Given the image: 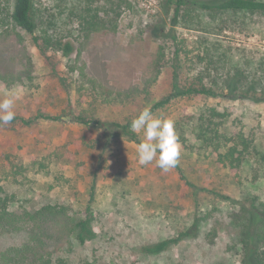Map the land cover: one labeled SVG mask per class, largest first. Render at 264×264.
I'll return each instance as SVG.
<instances>
[{
  "label": "rangeland",
  "instance_id": "obj_1",
  "mask_svg": "<svg viewBox=\"0 0 264 264\" xmlns=\"http://www.w3.org/2000/svg\"><path fill=\"white\" fill-rule=\"evenodd\" d=\"M14 2L0 0V100L14 92L16 116L61 119L0 126L1 195L17 212L65 205L75 221L95 191L96 236L80 244L74 230L55 234L44 249L50 264H241L235 201L255 197L264 207V12L189 6L173 25L175 0H36V34L74 48L44 55L12 21ZM176 49L180 84L202 81L221 95L178 97L153 113L175 122L181 144L179 164L164 172L140 165L138 143L127 136L76 117L136 118L171 92ZM229 83L250 93L231 94ZM210 117L209 139L217 128L251 142L237 175L220 161L223 147L201 134ZM188 181L210 191L196 194ZM196 220L195 236L144 252ZM26 238L0 234V258Z\"/></svg>",
  "mask_w": 264,
  "mask_h": 264
},
{
  "label": "trees",
  "instance_id": "obj_2",
  "mask_svg": "<svg viewBox=\"0 0 264 264\" xmlns=\"http://www.w3.org/2000/svg\"><path fill=\"white\" fill-rule=\"evenodd\" d=\"M36 0H15L11 12V19L17 27L28 32L33 36V42L46 55L50 47L61 49L65 55H70L74 48L72 43L66 42L61 44L53 41L49 36H39L36 34L39 27L37 16L35 13ZM196 6L209 11H249V12H264V0H175L174 21L173 25L177 24L178 18L181 15L183 8ZM173 39H177L173 35ZM179 50L175 51V60L173 63V84L169 94L156 102L151 111L154 113L157 109L169 104L173 99L183 96H208L216 98L221 93L213 86H208L202 83H193L182 85L179 82V73L181 65L178 62ZM228 90L231 94H241L238 96H247L249 90L244 91L240 85H231L229 83ZM245 94V95H243ZM225 116L222 113L213 110V116ZM40 119L58 120L61 119L58 115H47L39 113L32 117L15 116L13 122H20L25 125H31ZM77 121L85 125H94L104 129L106 132H111L113 135L121 134L127 136L130 140L140 143L138 133H134L130 129L131 121L126 122H109L97 118L88 117L85 115H77ZM209 120V121H206ZM204 123H208L207 128L202 129L201 134L206 141H217V146H222L223 151L219 152L220 161L234 175H237L243 161L250 153L251 142L244 133L229 134L225 129L221 132L214 128L210 133L213 137H206L208 128L215 125L214 119H206ZM203 126V124H202ZM187 185L194 189L197 194L201 190L210 191L205 187H199L192 182H187ZM3 187L0 186V234L25 232L27 238L18 245H11L1 253V264H50L52 258L45 256L47 247L54 243L55 234H60L61 231L74 230L80 244H85L89 239L96 236L93 227V201L95 199L94 187L92 188L90 199L85 209V215L82 218L70 219L68 209L65 205L47 204L36 211L17 212L9 208L8 203L1 195ZM220 194V193H218ZM226 198H230L226 196ZM235 203L239 206L235 211L236 219L241 222L240 238L242 243V258L241 264H264V207L257 202L255 197H245L236 200ZM199 222L196 220L186 230L181 231L178 235L171 238L163 239L158 242L146 245L144 252L148 254H156L163 252L172 245L178 244L186 238L193 237L198 233ZM51 242V243H50ZM51 255V254H49Z\"/></svg>",
  "mask_w": 264,
  "mask_h": 264
},
{
  "label": "clouds",
  "instance_id": "obj_3",
  "mask_svg": "<svg viewBox=\"0 0 264 264\" xmlns=\"http://www.w3.org/2000/svg\"><path fill=\"white\" fill-rule=\"evenodd\" d=\"M15 101L14 92L0 100V126L15 119ZM130 129L134 133H142L144 137L136 147L140 165L146 166L155 162L162 171L169 172L179 164L181 144L173 120L155 116L149 106L131 121Z\"/></svg>",
  "mask_w": 264,
  "mask_h": 264
}]
</instances>
